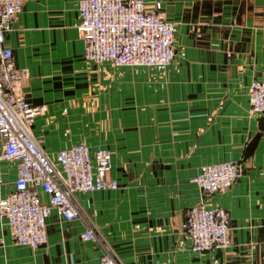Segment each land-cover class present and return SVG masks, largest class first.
<instances>
[{"label": "crops", "instance_id": "obj_1", "mask_svg": "<svg viewBox=\"0 0 264 264\" xmlns=\"http://www.w3.org/2000/svg\"><path fill=\"white\" fill-rule=\"evenodd\" d=\"M77 2L22 0L4 43L25 72L18 94L40 109L33 140L50 158L75 143L106 149L117 187L77 193L83 219L52 213L35 249L14 243L0 219V264H92L103 249L120 264H264V113L248 115L246 95L264 80V0H143L174 24L165 68L84 60ZM220 160L237 161L240 176L202 197L191 178ZM0 171L2 195L15 165ZM201 200L227 210L226 247L195 251L180 231Z\"/></svg>", "mask_w": 264, "mask_h": 264}, {"label": "built area", "instance_id": "obj_2", "mask_svg": "<svg viewBox=\"0 0 264 264\" xmlns=\"http://www.w3.org/2000/svg\"><path fill=\"white\" fill-rule=\"evenodd\" d=\"M22 0H0V162L15 165L8 190L0 195V219L11 240L32 249L46 240L47 218L55 213L65 221L83 219L77 193L114 190L107 177L110 153L75 143L48 157L30 135V124L40 113L18 94V80L25 75L14 67L11 49L4 43L21 10ZM160 3L146 8L143 0H78V31L84 60L115 67L165 68L173 57L174 24L158 16ZM248 115L264 113V80L252 79L246 90ZM235 160L203 164L191 178L202 197L226 191L240 176ZM3 178L0 171V186ZM226 209L201 200L186 210L180 231L191 249L203 251L230 243ZM82 238L93 237L87 224ZM92 264H120L103 249Z\"/></svg>", "mask_w": 264, "mask_h": 264}, {"label": "water", "instance_id": "obj_3", "mask_svg": "<svg viewBox=\"0 0 264 264\" xmlns=\"http://www.w3.org/2000/svg\"><path fill=\"white\" fill-rule=\"evenodd\" d=\"M258 135H255L252 140L247 144V146L244 149V156H247L249 153L252 152L254 149L256 142H257Z\"/></svg>", "mask_w": 264, "mask_h": 264}]
</instances>
